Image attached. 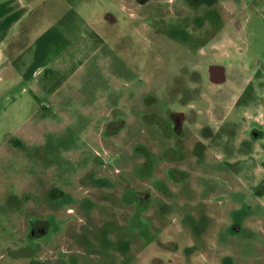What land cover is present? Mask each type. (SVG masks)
Returning a JSON list of instances; mask_svg holds the SVG:
<instances>
[{
	"label": "rangeland",
	"instance_id": "rangeland-1",
	"mask_svg": "<svg viewBox=\"0 0 264 264\" xmlns=\"http://www.w3.org/2000/svg\"><path fill=\"white\" fill-rule=\"evenodd\" d=\"M28 1L12 51L21 74H38L33 88L0 81V264H210L228 253L264 264V0H218L221 30L199 58L225 66L230 97H209L207 121L186 123L179 141L163 119L196 111L182 67L190 36H205L193 6ZM181 7L188 29H163ZM243 86L254 93L239 106ZM32 220L47 231L35 241Z\"/></svg>",
	"mask_w": 264,
	"mask_h": 264
},
{
	"label": "flooded vegetation",
	"instance_id": "flooded-vegetation-1",
	"mask_svg": "<svg viewBox=\"0 0 264 264\" xmlns=\"http://www.w3.org/2000/svg\"><path fill=\"white\" fill-rule=\"evenodd\" d=\"M144 1V2H143ZM147 0H141L142 3H145ZM205 0H183V4H187L188 7H194L192 14L189 12V14L191 15H195V19H193V21L190 23V25L194 26L192 29H196V30H201L204 29L203 31L204 33V37H199L200 39H198V35H191L190 38L192 40H196L197 42L195 43L197 45V48H195L194 50L196 51V53H193V61L191 63V65H183L182 67L185 68L186 67H190V76L192 78V88L190 89L191 92L195 93L194 95V99L195 101H192V103L190 105H192V108L195 109L196 111H185L183 109H172V108H168V110L166 111V113L164 114V119H163V123H171V127L169 129V133H173V136H176L179 139L183 138V133L187 131L185 125L186 123H200V121H207L204 118H202V116L200 115V111H206L209 112L210 109V105L208 103L209 99L211 97H213V103H220V102H226V100L230 97V89L229 88H225L226 87V83L228 82V78L226 77V68L225 66L221 65L220 63H215V62H201L200 61V47H212V44L210 45L212 41L213 35H215V33L217 31L221 30V23L217 22L219 21V18L221 17L219 8H220V4L218 0H209L208 2L204 3ZM205 6L204 10L207 8L208 11L206 14L207 15H202L201 12H203V9L200 10V6ZM184 7V6H183ZM179 8L177 10V13L179 15L178 20L176 22H174L172 25H166L164 23L163 29L165 30H169L170 28H180L179 30H187L188 29V25L189 23L187 22V19L185 16H187V11H190V8ZM215 9H214V8ZM162 9V16L165 15V13H167V11H164V15H163V7H161ZM159 9V10H161ZM192 9V8H191ZM213 13H216L215 15H212ZM219 14V15H217ZM189 15V16H191ZM212 15V16H210ZM161 16V18H163ZM187 16V17H189ZM109 21L112 22V19L109 18ZM206 28V29H205ZM192 30V31H193ZM163 37H165V39H168V37H171L173 39L174 36H172L171 34H164ZM187 38V36H186ZM189 38V37H188ZM178 39V38H177ZM194 44V42H193ZM238 84L239 82L236 81ZM205 83V84H204ZM236 83V85H237ZM241 84V83H240ZM224 85L223 89L222 86ZM244 87V88H243ZM242 88H240L239 90V103L238 105H244L247 104V102H250L251 99L249 100L248 94H252L254 93L251 88H246L245 86H243ZM249 90H251V92H248ZM216 96V97H214ZM220 96L221 100H218V98ZM248 96V97H247ZM210 97V98H209ZM254 99H256L254 97ZM211 100V99H210ZM214 107V105H213ZM201 109V110H200ZM198 115V116H197ZM219 117H221V115H219ZM190 118V120H188ZM188 122H187V120ZM225 119H223L224 121ZM203 123V122H202ZM209 123V122H206ZM212 123V122H211ZM215 123V121H214ZM194 125V124H193ZM195 126V125H194ZM203 127V126H202ZM201 128V127H200ZM199 128L200 132V136L204 137V139L208 138L206 136V132L205 130H201ZM208 130V129H207ZM203 141V140H202ZM200 144V143H199ZM49 223V222H48ZM51 223V222H50ZM44 223L39 222V220H32L30 222V231L28 232L27 236L28 239H32V240H38V238L44 237L47 233V231L45 230V226ZM152 240V238H151ZM150 240V241H151ZM228 239L227 238H222V240L218 241V243L223 244L224 246L227 245ZM196 242V241H195ZM199 242V241H198ZM197 242V243H198ZM229 244V242H228ZM196 245V244H195ZM195 247V251H196V255H201V250L204 249L205 247ZM239 255H235V254H223L221 255L218 260H215L210 263V264H241L240 261H243L242 258H239ZM160 258V257H159ZM162 260V264L164 262L163 258ZM239 260V261H238ZM150 264H153V262L150 259ZM209 264V262H208Z\"/></svg>",
	"mask_w": 264,
	"mask_h": 264
},
{
	"label": "crops",
	"instance_id": "crops-1",
	"mask_svg": "<svg viewBox=\"0 0 264 264\" xmlns=\"http://www.w3.org/2000/svg\"><path fill=\"white\" fill-rule=\"evenodd\" d=\"M32 12V6L28 0H15L9 2L8 0H0V81H20L26 78L31 84L36 78L38 71L32 70L29 76L21 74V69L18 70L17 65L19 60L13 55L12 48L17 39L16 35L21 32L22 27ZM23 52V47L20 48ZM20 52V53H21ZM19 79V80H16ZM263 109H264V105ZM264 123V120H263ZM263 150L261 153L262 167L260 171L264 173V137ZM260 158V157H259Z\"/></svg>",
	"mask_w": 264,
	"mask_h": 264
},
{
	"label": "trees",
	"instance_id": "trees-1",
	"mask_svg": "<svg viewBox=\"0 0 264 264\" xmlns=\"http://www.w3.org/2000/svg\"><path fill=\"white\" fill-rule=\"evenodd\" d=\"M155 124V123H154ZM157 125L159 126L160 124L159 123H157ZM172 176V175H171ZM174 177V176H173ZM158 182V181H157ZM140 192H142V191H136V192H134V193H136V195H134L135 197L133 198V202L134 203H138L137 204V206H138V208H140V210H137V212H136V214H137V216L142 212V211H144L145 209H147V207H146V205H143L142 204V199L139 197V194H141ZM147 196H149V197H146V196H144L145 198V200L143 199V201H148V198L150 199V195L148 194V192H147ZM136 200V201H135ZM149 240H151L150 238H149Z\"/></svg>",
	"mask_w": 264,
	"mask_h": 264
}]
</instances>
